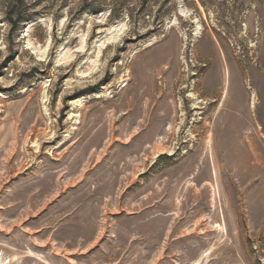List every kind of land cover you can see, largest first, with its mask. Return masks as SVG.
<instances>
[{"label":"rangeland","instance_id":"374dc122","mask_svg":"<svg viewBox=\"0 0 264 264\" xmlns=\"http://www.w3.org/2000/svg\"><path fill=\"white\" fill-rule=\"evenodd\" d=\"M0 264H264V0H0Z\"/></svg>","mask_w":264,"mask_h":264},{"label":"trees","instance_id":"16d2710c","mask_svg":"<svg viewBox=\"0 0 264 264\" xmlns=\"http://www.w3.org/2000/svg\"><path fill=\"white\" fill-rule=\"evenodd\" d=\"M15 24H17V23H15Z\"/></svg>","mask_w":264,"mask_h":264}]
</instances>
